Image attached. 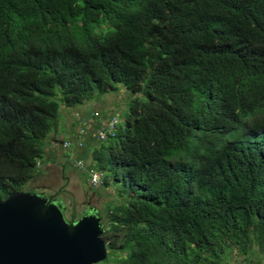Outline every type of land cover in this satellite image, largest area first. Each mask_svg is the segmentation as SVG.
<instances>
[{"label": "trees", "instance_id": "obj_1", "mask_svg": "<svg viewBox=\"0 0 264 264\" xmlns=\"http://www.w3.org/2000/svg\"><path fill=\"white\" fill-rule=\"evenodd\" d=\"M117 86L60 142L116 192L102 264H264V0H0V202Z\"/></svg>", "mask_w": 264, "mask_h": 264}, {"label": "water", "instance_id": "obj_2", "mask_svg": "<svg viewBox=\"0 0 264 264\" xmlns=\"http://www.w3.org/2000/svg\"><path fill=\"white\" fill-rule=\"evenodd\" d=\"M65 209L40 193L0 202V264H100L107 259L104 226L95 215L67 222Z\"/></svg>", "mask_w": 264, "mask_h": 264}, {"label": "rangeland", "instance_id": "obj_3", "mask_svg": "<svg viewBox=\"0 0 264 264\" xmlns=\"http://www.w3.org/2000/svg\"><path fill=\"white\" fill-rule=\"evenodd\" d=\"M127 97L125 89L117 86L114 92L97 94L92 100L75 109L62 110L64 118L61 125L62 130L57 135L55 144L50 142H47L50 144H46L48 155L39 165L42 170L41 174L24 186L20 192L40 193L44 196L53 195L61 206L67 209L64 212L67 222L77 221L89 210L92 215H95L93 213L96 212L105 229L106 206L115 201L117 197L114 188L108 187L105 190L95 188L94 190L89 182V175L83 173V168L78 166V159L85 157V148L70 147L64 144L62 147L60 142L64 138L71 139L75 134L74 119L76 116L91 117L95 112L116 113L122 123V118L125 115L122 110L126 107ZM89 131L97 133L93 126L89 127ZM83 161L85 165L90 164L88 158ZM240 260L242 259L234 258L230 263L234 264Z\"/></svg>", "mask_w": 264, "mask_h": 264}, {"label": "built area", "instance_id": "obj_4", "mask_svg": "<svg viewBox=\"0 0 264 264\" xmlns=\"http://www.w3.org/2000/svg\"><path fill=\"white\" fill-rule=\"evenodd\" d=\"M98 135L103 138V132L98 131ZM80 145V143L78 144ZM79 168H83V162L79 161ZM87 174L89 175V182L93 186V188H97L101 182H102V177L101 174L88 170Z\"/></svg>", "mask_w": 264, "mask_h": 264}, {"label": "flooded vegetation", "instance_id": "obj_5", "mask_svg": "<svg viewBox=\"0 0 264 264\" xmlns=\"http://www.w3.org/2000/svg\"><path fill=\"white\" fill-rule=\"evenodd\" d=\"M45 196H46V195H45ZM46 197H47V198H50V199H51V202H54V203L58 204L62 209H65V211L67 210L66 208H64L63 206H61V204L58 202L57 199L54 198L53 195H48V196H46ZM90 211H91V210L87 211L85 215H90V214H91ZM93 214H95V216H97L96 212H94ZM97 217H98V216H97Z\"/></svg>", "mask_w": 264, "mask_h": 264}]
</instances>
